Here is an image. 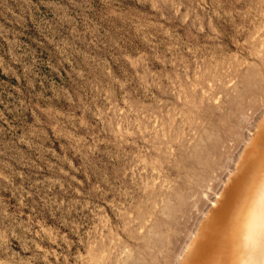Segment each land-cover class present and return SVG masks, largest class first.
Masks as SVG:
<instances>
[{
	"label": "rangeland",
	"instance_id": "rangeland-1",
	"mask_svg": "<svg viewBox=\"0 0 264 264\" xmlns=\"http://www.w3.org/2000/svg\"><path fill=\"white\" fill-rule=\"evenodd\" d=\"M261 120L264 0H0V264H181Z\"/></svg>",
	"mask_w": 264,
	"mask_h": 264
},
{
	"label": "clouds",
	"instance_id": "clouds-1",
	"mask_svg": "<svg viewBox=\"0 0 264 264\" xmlns=\"http://www.w3.org/2000/svg\"><path fill=\"white\" fill-rule=\"evenodd\" d=\"M226 240L217 264H264V171L253 173L243 186Z\"/></svg>",
	"mask_w": 264,
	"mask_h": 264
},
{
	"label": "bare ground",
	"instance_id": "bare-ground-1",
	"mask_svg": "<svg viewBox=\"0 0 264 264\" xmlns=\"http://www.w3.org/2000/svg\"><path fill=\"white\" fill-rule=\"evenodd\" d=\"M257 115V114H256ZM261 121H263V120H261ZM260 121V122H261ZM257 122V121H256ZM264 122V121H263ZM262 123V122H261ZM261 123H259V125L261 124ZM256 125H258V124H256ZM262 127V126H261ZM253 131H255L254 129H253ZM256 134H258L257 132H256ZM254 135V134H253ZM255 137H256V135H255ZM254 137V138H255ZM257 137H258V135H257ZM260 137V136H259ZM254 140H256V139H254ZM251 142H253V141H251ZM255 142V141H254ZM254 143H252V145H253ZM242 147V146H241ZM251 147V146H250ZM242 150V149H241ZM250 150V149H249ZM247 151V150H246ZM245 151V152H246ZM247 153V152H246ZM250 154V153H249ZM251 155V156H250ZM250 155H248L247 157H249V159H244L245 161H246V163L248 162L249 164H248V166L247 165H245V167L243 166V165H241V166H243L244 168L242 169V172H241V174H240V171H241V169H240V171L239 172H237L236 174L238 175L237 177H239L238 178V180H236V181H234L233 183H231V186H230V189H229V193L226 195V197H225V200H224V202H223V204L221 205L222 207H221V209H219L218 211H217V209H216V207H218L217 205L215 206V210L217 211L216 213H214V218H212V220H210L209 221V229L208 230H205L204 229V231H203V233H204V235H202V237H203V239L205 238V240H203V243H202V239H200V241L199 242H197L198 243V245H197V243L195 244L196 246H195V252L192 254L190 251L192 250L191 248H189V249H191V250H189V254L191 253L193 256H188L189 257V259H187V258H184V259H187V260H184L186 263L185 264H217V261H218V259H219V256L226 250V248H227V240H226V232H227V230H228V227H229V225H230V220H231V213H232V210H233V206H234V204H235V202L237 201V199L239 198V196H240V194H241V190H242V188H243V186L245 185V183L247 182V180H248V178L253 174V173H255V172H257V171H264V133L261 131V137L257 140V145H256V148H253L252 149V151H251V154ZM241 157V156H240ZM235 158V157H234ZM243 158V157H242ZM238 159V158H237ZM248 160V161H247ZM243 161V160H242ZM250 161V162H249ZM238 162V164L240 165V163H239V161H237ZM242 163V162H241ZM236 164V163H235ZM237 164V165H238ZM242 164H245V162L244 163H242ZM236 165V166H237ZM232 166V165H231ZM235 166V165H234ZM238 167V166H237ZM230 168V167H229ZM232 169H234V168H232ZM236 169H234V170H236ZM236 170V171H237ZM230 174V173H229ZM232 175V178H233V176H234V174H231ZM230 177V176H229ZM228 178V177H227ZM232 178H230V179H232ZM230 179H228V180H230ZM234 180H235V178H234ZM233 181V180H232ZM227 182V184H230V183H228V181H226ZM226 184V185H227ZM224 185H225V183H224ZM229 186V185H228ZM227 186V187H228ZM222 188V187H221ZM222 191V190H221ZM224 191V190H223ZM225 192H226V190H225ZM223 194H225V193H223ZM222 193H221V195H223ZM218 196V195H217ZM218 198V197H217ZM219 199H221V198H219ZM220 201V200H219ZM216 203H218V202H216ZM212 208V207H211ZM213 209V208H212ZM214 212V211H213ZM209 214H213V213H209ZM208 214H206V216H207ZM211 216V215H210ZM209 217V216H208ZM212 217V216H211ZM199 221H202L203 222V220H199ZM196 223H198V222H196ZM205 223V219H204V222H203V224ZM202 224V223H201ZM200 224V225H201ZM205 226V225H204ZM197 228H199V232L197 231V234L199 233H201L200 232V229H202V228H200V226L198 227L197 226ZM196 228V229H197ZM206 233V234H205ZM195 234H196V231H195ZM206 235V236H205ZM199 236H201V235H199ZM199 236H196L195 235V237H199ZM194 237V233H193V238H195ZM202 237H199V238H202ZM193 238H192V240H193ZM191 239V238H190ZM196 239V238H195ZM194 239V241H197V240H195ZM192 242V241H191ZM193 243V242H192ZM202 243V245H199V244H201ZM190 244V243H189ZM187 245H188V243H187ZM191 246V245H190ZM189 246V247H190ZM199 246V247H198ZM188 248V247H187ZM186 248V249H187ZM186 249H185V251H186ZM188 250V249H187ZM194 250H192V251H194ZM184 252V251H183ZM187 252V251H186ZM185 252V253H186ZM187 256V255H186ZM180 258H182V257H180ZM181 261H182V259H180ZM179 260V262H181ZM184 261H182V262H184ZM182 262H181V264H182Z\"/></svg>",
	"mask_w": 264,
	"mask_h": 264
}]
</instances>
